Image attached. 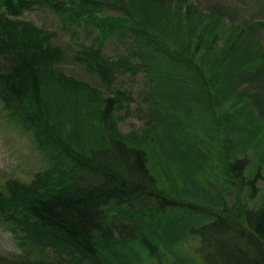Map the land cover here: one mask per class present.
Segmentation results:
<instances>
[{
  "label": "trees",
  "instance_id": "trees-1",
  "mask_svg": "<svg viewBox=\"0 0 264 264\" xmlns=\"http://www.w3.org/2000/svg\"><path fill=\"white\" fill-rule=\"evenodd\" d=\"M42 3L61 16L65 31L96 33L99 46L81 43L71 59L97 72L107 89L115 72L100 63L99 47L115 38L137 58L127 68L145 73L141 98L151 107L146 131L154 138L146 141L163 156L149 159L141 144L119 134L113 111L124 92L101 98L56 74L53 64L67 57L50 46L53 33L11 19ZM247 30L222 32L214 13L192 0H0V55L16 63L0 73L2 107L38 151H52L50 168L29 184L12 180L0 189V221L12 224L21 250L51 249L55 264H141L107 222L104 209L113 204L128 205L117 213L140 227L135 238L152 256L177 240L157 216L177 213L188 218V230L197 227L192 233L207 264H264V209L225 198L232 187L252 197L257 191L255 177L244 176L247 161L229 160L253 140L244 113L260 114L251 94L264 79V49ZM0 264L8 263L0 256Z\"/></svg>",
  "mask_w": 264,
  "mask_h": 264
},
{
  "label": "rangeland",
  "instance_id": "rangeland-1",
  "mask_svg": "<svg viewBox=\"0 0 264 264\" xmlns=\"http://www.w3.org/2000/svg\"><path fill=\"white\" fill-rule=\"evenodd\" d=\"M192 1L201 11L214 13L216 20L221 23L222 32L227 33L235 26H243L249 29L247 31L259 41L261 47L264 49V0ZM42 5L40 9L25 10L20 16L11 19H17L21 22H32L41 30L53 33L54 38L49 40L50 46L60 48L67 57L65 61L62 60L53 64L56 74L60 73L68 79L87 84L89 87L98 90L101 98L110 97L113 90L124 92L127 98L119 99L120 103L113 111L114 119L112 121H114L119 134L131 139L130 143L133 145L141 144L147 150L149 159L154 160L155 157L158 158L157 156H163L162 152H154L152 147L149 146L150 143L146 141L148 137L151 140V136L146 130L150 127L149 123L153 119H150L149 116L151 107H148L145 100L142 102L141 98L145 88V73L139 72L133 74L127 68L128 64L130 66L133 65L137 61V58L130 57L128 50L115 38H111L99 47L101 57H103L100 63L107 62L115 72V81L107 89L106 85L99 80L97 72L91 70L85 63H79L71 59L74 55V50L78 49V45L81 43L85 42V45L99 46L97 42H94L95 37H97L96 33H93L91 38H89L82 29L70 28L72 32L65 31L61 25V16L51 10L47 4L42 3ZM256 21L261 24L253 23ZM92 61L97 63L93 59ZM119 61L124 63L117 64ZM15 65L16 63L12 59H9V55H0V73L9 72L11 67ZM245 86L247 85L240 87L239 91ZM252 89L258 91L251 94V96L255 94L258 98L257 102L252 104V107H257L260 110V114L253 115L248 110L244 113V117L247 120L245 122L250 123V130L252 131L250 137L253 140L248 149L242 152H231L232 155L229 160L245 159L247 161L244 176L247 178L255 177L256 182L254 187L257 191L252 197L249 189L242 188L237 190L238 188L232 187L231 191L225 193V198H227L228 203H232L237 199V202H240L243 206L245 205L248 209L258 210L264 209V79L260 83H253ZM237 101L238 98H235L233 106ZM7 115L0 101V189L2 190L5 188V183L12 180L29 184L34 180L36 174L50 168L52 162L48 155L52 151H38L32 134L22 131V122L19 119H10ZM153 139L151 141H154ZM226 153L229 154V152ZM227 194L232 195L228 196ZM127 206L120 205V207H115L113 204H110L104 210L107 222L112 227L117 239L120 241L125 240L127 248H132V259L133 255L138 254L141 264H207L203 258L204 256L199 252L201 246L200 240L192 233V230L197 227L188 230V225L183 220L188 218L185 216L181 217L177 213L157 216L159 227L165 229L166 233L168 231V234L176 236L177 240L168 244L166 246L167 249L164 248L165 246H160L158 254L152 256L138 245L140 243L135 238V234L141 231L140 227L132 226L131 222L127 224L125 216H119L124 214L117 213L120 210H125ZM147 208L149 207L143 208V210ZM129 211L133 214L135 209L134 211ZM132 218L140 223L141 219L138 216ZM120 224L124 227L123 229ZM12 227L11 223L0 221V256L6 260V263L55 264L56 261H59V257L51 249L36 255H26L21 250L19 241L15 239L16 237L11 230L13 229ZM116 228L120 229L123 233L120 238L115 233ZM165 232L160 235L166 234Z\"/></svg>",
  "mask_w": 264,
  "mask_h": 264
}]
</instances>
